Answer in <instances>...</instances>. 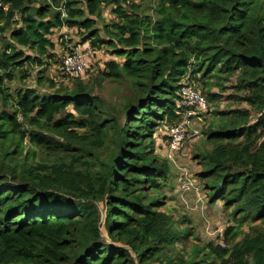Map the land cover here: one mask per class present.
<instances>
[{
	"label": "trees",
	"instance_id": "obj_1",
	"mask_svg": "<svg viewBox=\"0 0 264 264\" xmlns=\"http://www.w3.org/2000/svg\"><path fill=\"white\" fill-rule=\"evenodd\" d=\"M141 1L3 0L0 264H264V0ZM61 28L78 36L72 47L89 44L88 58L104 51L102 67L86 59L84 76L62 73L68 85L40 69L35 87L11 89L55 57ZM105 81L110 100L95 92ZM183 84L210 106L230 87L237 104L207 110L202 138L183 143L231 222L217 244L172 212L173 181L181 196L200 192L156 152L167 151L163 124L180 119Z\"/></svg>",
	"mask_w": 264,
	"mask_h": 264
},
{
	"label": "rangeland",
	"instance_id": "obj_2",
	"mask_svg": "<svg viewBox=\"0 0 264 264\" xmlns=\"http://www.w3.org/2000/svg\"><path fill=\"white\" fill-rule=\"evenodd\" d=\"M138 2V0H135ZM154 2L155 0H142L141 4L145 8H148L149 5ZM104 17L106 20H109L112 18V16L109 14V9H105L103 12ZM60 36L63 37V40L65 43H68V45H75L78 42V36L76 35L75 31L68 30L67 28H61L60 30L56 31L55 35L52 36L53 42L55 43V48L52 49L51 52H54L55 57L52 59L45 58L44 65L42 67H38L35 64L28 65L29 69V77L24 81H19L16 78L8 83V85L11 87V89H15L19 86L22 88L25 86H36V79H37V72L38 70H42V74L46 77L52 78L55 80L54 82H59L64 85H68L71 83V78L64 77L62 75V72L60 71V63L63 55L67 52L64 50V47L62 44H60ZM83 50H86L89 46L88 43H85L84 45L77 46ZM31 52V51H30ZM98 54L92 59L86 58L87 61L90 59V61H93L92 68L96 67H102V59L108 58L107 54L104 51L97 52ZM89 62V61H88ZM97 69V68H96ZM96 69L89 72L88 75L85 76L83 80L87 81L89 78L93 77L95 75ZM84 76V75H83ZM234 80L232 79V82ZM227 85H230L228 83ZM114 84H110L108 81L103 82L102 87L99 89L96 88V93H98L103 98L110 100L111 96L114 95ZM50 91H54V89H50ZM213 92H217V88L214 87ZM233 90L229 87L226 89L223 93L219 94V99L211 102V109L218 106L220 109H225L229 107L236 106L233 101H231L228 97V95ZM244 105V104H242ZM212 113V112H211ZM207 117V116H206ZM205 117V119H206ZM211 114L208 117L210 120ZM204 120V119H203ZM202 120V126L204 125V121ZM208 120V119H207ZM206 120V121H207ZM164 128H166V125L163 124ZM164 130L162 129V125L159 126L154 136L156 138H160L159 136H163ZM202 138V131L201 135L198 137L197 141ZM159 141H164L162 138L159 139ZM160 145V144H159ZM157 146H155L156 149ZM159 157L164 158V154L162 150L158 148L156 151ZM175 161L178 163L179 169H174V174L182 173L184 176L189 175L190 180L195 184L194 190H199V194H196L195 191L190 192L189 196L179 194L178 192V184H176L174 181L171 183V185L177 189H173L170 187H166L165 191L169 198L173 199L175 201V204L172 205V212L173 210L179 209V211L185 215L186 218H189L192 227L195 230L196 236L203 242H213L215 244L220 243L221 239L223 238V231L225 228L231 224V222L228 219V216L225 214V211L222 208V203L220 201H217L215 203H209L208 197L205 193V191L202 188V183L194 176V172L198 170L199 166L198 164L191 160L190 158V152L189 150H183L180 151L179 154H176ZM185 179V182L189 179ZM182 184L184 187L186 183ZM190 185V183H188ZM179 196V197H178ZM225 243V242H224ZM223 246V245H222Z\"/></svg>",
	"mask_w": 264,
	"mask_h": 264
},
{
	"label": "built area",
	"instance_id": "obj_3",
	"mask_svg": "<svg viewBox=\"0 0 264 264\" xmlns=\"http://www.w3.org/2000/svg\"><path fill=\"white\" fill-rule=\"evenodd\" d=\"M8 5L0 0V9H7ZM65 16V13H62ZM92 52L88 47L83 50L79 47H72L66 52L60 63V71L72 76H80L86 73L88 64L86 58ZM179 99L176 102V112L180 115L179 121L165 130L168 131L166 156L173 160L176 154L183 148L186 139H195L201 135L202 120L210 111V105L206 97L192 84H183L178 90Z\"/></svg>",
	"mask_w": 264,
	"mask_h": 264
}]
</instances>
